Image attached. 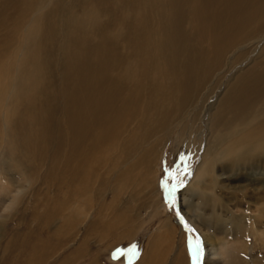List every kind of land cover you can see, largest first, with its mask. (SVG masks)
Segmentation results:
<instances>
[{"label":"bare ground","instance_id":"bare-ground-1","mask_svg":"<svg viewBox=\"0 0 264 264\" xmlns=\"http://www.w3.org/2000/svg\"><path fill=\"white\" fill-rule=\"evenodd\" d=\"M49 1L51 6L41 13L40 9L47 6L45 0H20L15 8L18 16L14 19L10 16L2 25L4 33L0 37V126H3L2 117H4L3 121L6 125L3 128L9 134L5 142H2L0 133V146L4 144L8 147L9 156L5 162L13 167L14 172L23 181L12 193L13 197L9 194L0 195V202H4L3 207L7 211L14 208L15 199L24 193L25 183L30 185L32 173L28 164L30 159L28 149L37 142L41 134L50 132V127L45 122L44 109L52 97L53 86L49 79L52 77L49 75L48 62L55 56V52L47 53L40 28L45 31L46 27L51 26V18L64 11L67 28L64 38L67 46L64 47V56L59 67H61L60 77L63 79L61 94L70 107L64 114V118L68 120L66 128L69 129L70 134L65 137L66 143L60 148L61 154L64 157L67 153L66 161L72 162L74 179L86 182L89 181L93 170L91 165L89 167L92 156L82 157L74 168L75 157L77 160L80 157L77 150L89 151L104 142L103 145L112 143L118 148L116 156L130 153V147L125 145V142L132 141L136 133L135 127L134 131L126 134L122 146L116 145L115 142L140 116L141 105L138 97L148 88L144 86V78L148 72L147 61L154 65L156 72L154 77L149 76L147 84L157 92L162 105L161 110H166L167 113L176 108L182 96L170 95L168 89L170 82L160 75L164 73L166 77H170L183 73L191 79L194 70L190 66H193L198 55L206 52L205 48L199 49L197 44L204 47L208 44L212 47L213 57L233 51L228 61L230 60L234 65L244 59L242 58L244 54H238L239 49L244 47L246 49L249 44L256 40L260 42L264 37V0H146L152 5V11L161 7L162 15L168 18L162 28L168 30L169 25L173 27L171 32H168V40L160 42L148 41L146 30L142 25L145 19L156 14L141 10L137 14L132 13L129 8L130 3L127 1H125L126 13L118 16L122 31L117 34L116 26L109 29L113 24L114 16L108 15L107 22L99 15H93L91 10L82 8L79 2L75 4V0L65 9L63 0ZM75 5H78V14L71 12ZM32 14L34 19L28 22L27 18ZM89 17L90 20L85 24L82 19ZM186 22H188V30L183 31V23ZM132 33L134 37L131 36ZM149 35L151 39L152 33ZM110 39L117 41L114 42L115 47L119 42H126L132 52L136 49L141 56L143 55L128 75L121 74L128 67L127 65L124 64L120 73L118 67H114L115 56L111 52ZM168 42L174 46L179 58L183 55L184 69L179 64L162 60V54L168 50ZM70 46H73V50L71 55L67 56V49ZM262 51L264 52V44L260 52ZM204 57L203 55L201 61ZM127 60L126 57L125 61ZM126 76H135V78L126 81ZM187 85L185 82L184 86ZM127 88L133 90L136 98L122 107L117 101V95L120 90ZM262 93H264V69L259 75L236 81V88L231 93L229 90L224 104L230 113L233 111L244 113L247 107L253 106V101L260 98ZM41 94L43 97L38 99L37 96ZM148 108L152 109L151 103ZM254 108H256L254 119H249V122H252L251 126H242L245 130L239 128V123L232 126L240 120V117L233 116V121L229 125L230 138L224 144L219 145L218 131L216 127L213 128L216 142L214 148L205 156L194 176V181L188 188V191L196 196V202L191 201L190 205H200L202 209L199 215L196 214V210H189L190 213L186 210L185 213L202 232L209 254L208 264L215 262L213 259L222 253L218 239L214 237L211 229L205 228L206 218L226 223L230 230L226 238L235 240L226 249L231 253L230 257L228 255L229 260L225 263L219 261L216 264L247 263L246 259L241 262L236 256L248 257L249 241L235 239L233 236L245 231L242 238L247 239L251 228L248 226L250 220L255 221L253 227L264 240V188L260 185L264 183V102H254ZM17 119L22 121L20 126H25L28 130V135L22 139L25 142L22 148L16 134L19 127ZM15 141L17 147H14ZM141 161L142 156L137 157L120 172L124 184H127L126 182L135 173H138L142 180L149 176L150 167L143 168L144 164ZM139 165H141L140 169ZM228 172L239 175L237 183L229 182L233 174L229 175ZM1 175L6 180L9 179L5 169L1 170ZM245 180L257 181L258 184H247L243 182ZM11 187H15V184L13 183ZM0 190L4 188L0 187ZM186 196L188 197V194ZM191 211H194L196 216L191 214ZM120 220L119 224L113 220L110 222V235L113 237L119 230V240L123 241L130 236L131 218L123 214ZM6 222L7 217L3 218L0 215V238L7 233L4 228ZM156 229L158 232L142 244L136 264H168L173 247L184 240L179 227L171 223L168 217L162 220L160 227ZM176 233L180 237H177ZM74 237L75 231L71 228L67 231V236L62 235V239L65 240L62 246L68 245ZM59 244L60 242H49L45 249L47 256L56 253ZM80 252L79 247L71 255L74 261L83 258V253ZM250 253L251 257L255 258L254 264H264V244H262V253L258 252L257 255L252 254V251ZM62 264L69 263L62 262ZM172 264L184 263L180 262L178 255Z\"/></svg>","mask_w":264,"mask_h":264},{"label":"rangeland","instance_id":"rangeland-1","mask_svg":"<svg viewBox=\"0 0 264 264\" xmlns=\"http://www.w3.org/2000/svg\"><path fill=\"white\" fill-rule=\"evenodd\" d=\"M71 1L73 0H63L64 9ZM125 1L130 3L129 8L132 13L137 14L141 10L156 14L151 15L142 23L148 41L168 40V32L170 33L173 27L169 25L168 30L162 28L168 18L162 15L161 7L152 11V5L146 0H89L88 2L75 0L74 2L75 4L79 2L82 8L91 10L93 15H99L107 22L108 15L114 16L113 24L109 29L116 26L117 34L122 31L118 16L127 11ZM19 2L20 0H0V37L4 33L2 25L5 21L10 16L13 19L18 16L15 8L16 3ZM45 3L47 6L40 9L41 13L51 6L49 0H45ZM71 12L78 14V5H75ZM33 17L34 14L28 17V22H32ZM82 20L87 24L90 17ZM50 24L51 26L45 28L44 21L45 31L42 27L40 28L47 53L55 52V56L48 62L49 75L52 77L49 78L53 86L52 97L44 109L45 122L50 127V132L41 134L37 142L28 149L30 157L28 164L32 178L30 185L25 183L24 193L15 199L14 208L8 212L3 207L4 202H0V215L3 218L7 217L8 222L4 226L7 233L0 238V264H62V262L69 264H94L95 262L136 264L142 244L158 232L156 228L160 227L162 220H166L167 217L171 223L179 227L184 237L182 243L179 242L173 247L168 264H172L178 255L180 262L192 264V254L197 250V242L199 243L200 264H208L209 254L202 232L185 213L186 210H196V214L199 215L202 209L200 205H190L191 201L196 202V196L189 192L188 188L194 181V176L200 169L205 156L214 148L216 142L213 128L216 127L218 131L219 145L226 143L230 138L229 125L233 121V116L240 117V120L232 126L239 123V128L245 130L242 126H251L252 122L249 121L254 119L256 109L254 102H264V93H262L260 98L253 101V106L247 107L244 113L238 111L230 113L224 104L229 90L231 93L236 88V81L259 75L264 69V52H260L264 37L260 42L259 40L252 42L246 49L245 47L239 49L238 54H244L242 57L244 59L234 65L230 60L228 61L233 51L213 57L212 47L208 44L205 47L197 44L199 49L205 48L206 52H202L205 56L202 61L203 55H198L193 66H190L194 70L191 79L183 73L170 77H166L164 73L160 75L169 80L170 95L182 96L176 108L167 113L166 110H161L162 105L157 92L147 84L149 76L154 77L156 72L154 65L146 60L148 72L144 78V86L148 88L144 89L143 95L138 97L141 105L140 116L127 131L123 132L118 141V137L116 138L117 142H115L116 145L122 146L126 134L136 128L132 141L128 139L129 142L127 140L125 142L131 151L127 155L116 156L118 148L112 143L103 145L104 142L89 151L77 150L80 157L78 160L75 157L74 168L77 167L82 157L92 156L89 167L91 165L93 170L89 181L86 182L74 179L72 162L66 161L67 153L62 157L60 149L66 143L65 137L70 134L69 129L66 128L68 120L64 118L66 110L70 107L61 94L63 79L60 77L61 67H59L61 58L64 56V47L67 46L64 42L67 31L64 11L51 18ZM186 29L188 30V22L183 23L182 30L186 31ZM149 33H152L151 39ZM131 36L135 35L132 33ZM110 42L111 52L115 56L114 67L117 66L118 73H120L124 64L127 65L128 67L121 74L128 75L143 55L141 56L136 49L133 52L137 54H134L127 47L126 42H119L117 47L114 43L117 41L110 39ZM43 45L41 42V46ZM67 50L66 55L70 56L73 46ZM126 57L127 61H125ZM162 60L179 64L184 69L183 55L179 58L174 46L169 42L168 50L162 54ZM196 60L199 61L196 62ZM253 62L255 63L252 64ZM133 78L135 76H126V81ZM185 82L187 86H184ZM37 97L41 99L43 95ZM117 98L116 100L123 107L125 103L133 101L136 97L133 90L127 88L120 90ZM150 103L152 109L148 108ZM3 120L4 117H2L4 126L6 124ZM17 123L19 127H17L16 134L22 148V144L25 143L22 139L26 138L28 130L25 126H20L22 123L20 119H17ZM3 126H0L2 128L0 132L2 137H0L2 142H5L9 133L5 132ZM14 143V147H17V141ZM8 156L9 149L3 144L0 146V187L4 190H0V195L9 194L13 197L12 193L21 186L23 181L14 172L13 167L5 162ZM139 156H142L143 168L144 166L150 167L149 176L142 180L138 173H135L126 182L127 184H124L120 172ZM140 167L141 165L139 169ZM2 169H5L8 174V180L1 175ZM228 173L233 174L229 182L237 183L239 175ZM243 182L258 184L257 181L250 180ZM13 183L15 187H11ZM260 185L264 188V183ZM123 214L131 218L130 236L121 241L119 230L111 237L109 224L112 220L119 224ZM191 214L195 215V212L191 211ZM254 222L250 220L248 223L251 228L247 239L242 238L245 231L233 236L235 239L249 241L248 257L236 256L241 262L246 259V264L255 263V258L251 257L250 252L252 251L255 255L258 252L262 253V244H264L258 230L253 227ZM204 224L205 228L211 229L214 237L218 239L222 253L213 259L215 262L210 264H216L219 261L225 263L231 254L226 249L235 241L226 238L230 232L227 224L208 218L205 219ZM71 228L75 231V237L68 245L62 246L65 242L62 235L67 236V231ZM121 230L122 228L120 232ZM176 236L180 237L177 233ZM49 242H60L57 252L51 256H47L45 251ZM79 247L83 258L74 261L71 255Z\"/></svg>","mask_w":264,"mask_h":264},{"label":"snow or ice","instance_id":"snow-or-ice-1","mask_svg":"<svg viewBox=\"0 0 264 264\" xmlns=\"http://www.w3.org/2000/svg\"><path fill=\"white\" fill-rule=\"evenodd\" d=\"M187 227V225H185ZM196 252L192 254V264H200V252H199V243L196 245ZM191 252V247H190ZM115 257V254H114Z\"/></svg>","mask_w":264,"mask_h":264}]
</instances>
